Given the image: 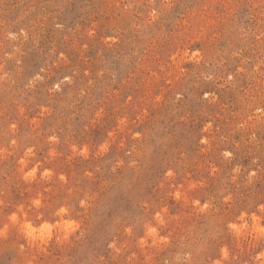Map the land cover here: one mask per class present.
<instances>
[{"label": "rangeland", "instance_id": "1", "mask_svg": "<svg viewBox=\"0 0 264 264\" xmlns=\"http://www.w3.org/2000/svg\"><path fill=\"white\" fill-rule=\"evenodd\" d=\"M0 264H264V0H0Z\"/></svg>", "mask_w": 264, "mask_h": 264}]
</instances>
